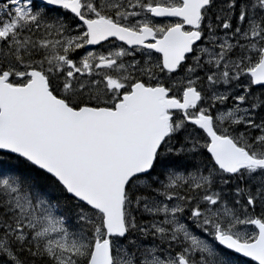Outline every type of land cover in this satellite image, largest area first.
I'll use <instances>...</instances> for the list:
<instances>
[{
    "label": "snow or ice",
    "instance_id": "snow-or-ice-1",
    "mask_svg": "<svg viewBox=\"0 0 264 264\" xmlns=\"http://www.w3.org/2000/svg\"><path fill=\"white\" fill-rule=\"evenodd\" d=\"M0 264H264V0H0Z\"/></svg>",
    "mask_w": 264,
    "mask_h": 264
}]
</instances>
